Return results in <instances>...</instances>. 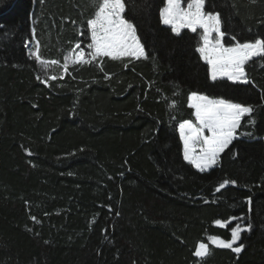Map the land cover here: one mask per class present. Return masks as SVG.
Masks as SVG:
<instances>
[{"label": "trees", "instance_id": "1", "mask_svg": "<svg viewBox=\"0 0 264 264\" xmlns=\"http://www.w3.org/2000/svg\"><path fill=\"white\" fill-rule=\"evenodd\" d=\"M125 2L149 58L65 72L78 42L89 59L81 33L92 0H0V264H264V57L245 65L249 84L212 81L200 33L160 22L164 0ZM205 11L220 13L226 47L264 37V0H206ZM36 44L59 61L47 75L30 55ZM192 92L254 107L255 123L245 117L203 173L183 160L179 136L194 120ZM225 179L236 186L217 193ZM232 216L244 220L214 224ZM236 223L252 225L241 253L210 243Z\"/></svg>", "mask_w": 264, "mask_h": 264}, {"label": "snow or ice", "instance_id": "2", "mask_svg": "<svg viewBox=\"0 0 264 264\" xmlns=\"http://www.w3.org/2000/svg\"><path fill=\"white\" fill-rule=\"evenodd\" d=\"M95 9L91 18L87 19L82 35L90 36L87 48L91 50L86 59L83 49L72 57H65L63 68L67 71L69 63H91L100 57L118 59L130 56L135 59H148L144 44L137 33V26L132 19L126 18L128 5L125 0H92ZM206 0H164L163 7L159 9L160 22L170 26L171 31L179 35L185 28L196 33L200 32V42L195 51L209 66L210 78H226L234 84H249L245 65L254 57H264V37L236 41L226 47L222 40L226 33L222 28L219 12L205 11ZM80 48V43L75 45ZM35 61L47 68L59 64L58 60H43L39 51L30 53ZM127 66V65H125ZM60 78H63L61 75ZM107 78V77H106ZM37 79H40L37 76ZM52 75L42 82L48 84L56 80ZM188 106L194 110V120H183L179 123V136L183 144V160L196 170L203 173L216 167L221 155L232 145L240 133L245 117L248 124L255 123L253 118L254 107L224 98H212L208 95L192 92L188 96ZM175 107V101L169 105ZM251 135V133H245ZM30 154V153H29ZM235 180L225 179L217 185L215 191L222 193L229 185L236 186ZM248 212L252 211L251 197L246 198ZM207 203V201H205ZM35 221L36 217H32ZM243 221L244 217H228L226 220L216 219L214 224L227 228L232 221ZM252 230L251 223H236L230 231V239L211 236L210 243L218 248L229 249L239 254L244 245L241 241L242 233ZM209 253V245L200 242L194 251V256L204 258Z\"/></svg>", "mask_w": 264, "mask_h": 264}, {"label": "rangeland", "instance_id": "3", "mask_svg": "<svg viewBox=\"0 0 264 264\" xmlns=\"http://www.w3.org/2000/svg\"><path fill=\"white\" fill-rule=\"evenodd\" d=\"M165 26V25H164ZM166 27H170V26H166ZM171 28V27H170ZM185 29H187V28H185ZM184 30V29H183ZM188 30H190V29H188ZM191 31V30H190ZM202 30H200V29H198L197 30V32H201ZM30 53H32V52H36L37 50H38V45L36 44V45H30ZM80 51L79 50H77V49H74L71 53H69L68 55H67V57H72V56H74L75 54H78ZM91 52V50L89 49L88 50V53H90ZM85 55V54H84ZM87 56H89V54L87 55ZM85 58H86V55H85ZM100 58H102V57H100ZM122 58H132V57H130V56H124V57H122ZM254 58H257V57H254ZM253 58V59H254ZM89 59H91V57L89 56ZM98 59V58H97ZM96 59V60H97ZM204 61V60H203ZM251 61V60H250ZM205 62V61H204ZM71 65H73L72 63H69V65L68 66H71ZM40 66H41V70H42V72L44 73V75H47V74H49V72H50V69H51V66H53V65H50L49 67H47V68H45V67H43L41 64H40ZM218 79H226V78H218ZM215 168V167H214ZM211 170V169H210ZM198 171V170H197ZM209 171V170H208ZM207 172V171H206ZM218 248V247H217Z\"/></svg>", "mask_w": 264, "mask_h": 264}, {"label": "crops", "instance_id": "4", "mask_svg": "<svg viewBox=\"0 0 264 264\" xmlns=\"http://www.w3.org/2000/svg\"><path fill=\"white\" fill-rule=\"evenodd\" d=\"M103 58V57H102ZM120 58H122V57H120Z\"/></svg>", "mask_w": 264, "mask_h": 264}]
</instances>
